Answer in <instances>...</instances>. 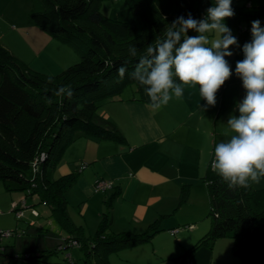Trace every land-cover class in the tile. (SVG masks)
I'll return each mask as SVG.
<instances>
[{
    "label": "trees",
    "instance_id": "1",
    "mask_svg": "<svg viewBox=\"0 0 264 264\" xmlns=\"http://www.w3.org/2000/svg\"><path fill=\"white\" fill-rule=\"evenodd\" d=\"M32 3L30 17L34 24L74 49L80 61L58 75H48L29 67L0 42V185L3 183L7 191L37 195L40 202L50 207L51 216L67 234L66 246L60 244L54 251H26L16 257L24 258L26 264L41 263L58 250L77 246L84 251L86 264H112L111 255L151 243L162 230L167 215H161L141 232H113L111 208L121 194V189H115L105 200L106 211L95 234L88 236L85 228L72 219L67 198L80 172L75 170L58 178L55 172L78 135L126 143L121 130L100 117L98 111L101 101L122 94L131 85L136 86L140 101L151 103L143 86L129 79L128 73L123 79L118 77L117 69L126 60L131 71L139 59V55L128 56V46L135 45L138 53H143L149 44L164 38L166 29L177 17L187 18L191 13L196 19L203 18L213 0H134L128 20L103 13L102 0H32ZM232 7L235 15L225 23L239 27L234 36L240 47L233 46L230 50L234 55L226 57L233 75L218 93L242 82L235 75L236 62L244 58L243 45L252 39V21L264 22V5L232 4ZM68 85L73 92L71 97L66 93L55 94ZM103 179L106 178L97 179L95 185ZM204 181L211 226L181 258L192 256L201 246L213 248L219 238L231 236L232 252L243 264H264V187L229 189L212 169ZM190 189L189 184L183 185L180 204L188 201ZM3 238L6 237L0 239ZM63 261L76 264L70 255Z\"/></svg>",
    "mask_w": 264,
    "mask_h": 264
},
{
    "label": "crops",
    "instance_id": "2",
    "mask_svg": "<svg viewBox=\"0 0 264 264\" xmlns=\"http://www.w3.org/2000/svg\"><path fill=\"white\" fill-rule=\"evenodd\" d=\"M133 2L102 0L101 10L112 18L128 20ZM32 4V0H0V42L32 69L58 75L68 65L70 51L65 43L34 24L30 17ZM233 86L229 85L222 93H217L215 107L207 106L200 95L199 85L183 86L182 99L173 98L167 106L158 110L140 101L134 87L99 103L100 117L113 122L125 136L126 143L81 134L65 152L55 175L58 171L61 175L75 170L80 172L76 185H79V206L84 221L94 218L100 223L104 200L115 189H121V194L111 208V231L141 232L161 215H167L162 222V230L151 243L131 248L151 244L152 255L143 258L141 253L135 251L127 258H121L122 262L151 264L159 258L170 259L177 253L178 245L182 251L178 257L180 264H236L219 251L221 239L214 248L202 246L192 256L185 258H181L184 252L194 245H190L193 235L183 234L174 243L160 240L166 230L182 227L183 223L188 222L192 227L184 228L195 230L201 221L198 217L181 219L180 210L185 204L192 206L197 198L204 199L207 193L204 177L212 169L213 149L217 143L224 141L222 136H226V130H220V126L227 123L224 115L229 108H236L239 100L233 104L235 98H243L242 93L231 90ZM100 178L114 181V189L102 192L107 194L106 198L98 196L101 192H95V181ZM186 184L191 186L189 198L180 204L182 187ZM22 196L26 206L29 198L39 199L37 195L28 196L27 193ZM92 203L94 209H91ZM33 212L40 216L37 209L34 208ZM181 230L175 235L171 234L172 237L186 231ZM204 231L205 227L196 231L194 238ZM68 255L72 256L71 253ZM113 255L110 259L115 264Z\"/></svg>",
    "mask_w": 264,
    "mask_h": 264
},
{
    "label": "clouds",
    "instance_id": "3",
    "mask_svg": "<svg viewBox=\"0 0 264 264\" xmlns=\"http://www.w3.org/2000/svg\"><path fill=\"white\" fill-rule=\"evenodd\" d=\"M233 0H213L201 19L191 13L177 17L164 33V38L149 44L143 53L129 45V57L139 59L129 71L126 60L118 69V77L137 81L150 99V106L158 110L175 98L184 96L183 86L199 85L207 106L215 107L217 93L232 77L233 71L226 57L234 55L230 49L240 47L232 30L225 23L235 11ZM198 35L191 36L189 31ZM252 39L243 45L244 58L236 62L235 75L245 89L244 98L236 105L239 115L227 120L229 139L214 146L212 170L229 189H249L264 177V27L260 20L252 21ZM52 78H48L51 83ZM183 85V86H182ZM71 97V86L60 87L58 96Z\"/></svg>",
    "mask_w": 264,
    "mask_h": 264
},
{
    "label": "rangeland",
    "instance_id": "4",
    "mask_svg": "<svg viewBox=\"0 0 264 264\" xmlns=\"http://www.w3.org/2000/svg\"><path fill=\"white\" fill-rule=\"evenodd\" d=\"M232 4H235L237 6H243V5H253V6H259L264 5V0H233ZM261 26L264 27V22L261 23ZM228 27L232 30L233 35H237L239 32V27L234 25H228ZM198 35L195 31H193V34L191 36ZM66 49L68 52L70 51V58H68V65H66L65 69L69 67L70 65H73L80 61V56L72 49L70 46L66 45ZM71 54L73 55L71 58ZM69 55V54H68ZM67 56V55H66ZM234 86L231 88V90L235 89V91L240 92L243 94V98L245 96V89L243 88L242 82L233 83ZM231 84V85H233ZM237 84V85H235ZM136 87L135 85H131L128 88H126V92L130 91L132 88ZM230 90V91H231ZM243 98H235L232 103H236L237 100L241 101ZM237 101V103L239 102ZM225 113V111H224ZM223 113V114H224ZM239 115L238 111H236V108L231 107L226 111V114L224 115L227 121L230 117V115ZM224 126V127H223ZM220 126V130H226L228 131L227 123ZM222 139L225 141L229 139V136H222ZM84 167V164H83ZM76 168V167H75ZM62 176L61 172L58 171L55 175L56 178ZM253 187L259 189L264 187V179L261 178L260 182L258 184H254ZM22 195H25L24 192L20 191H7L6 188L3 186V183L0 185V230H12L14 234L11 237H6L3 239H0V264H26V260L23 258L16 257L17 254H20L22 252H33L36 253L37 251L41 250H56L60 244L66 246L67 242L65 240L66 233L62 230V228L59 226V224L55 221V219L51 216V209L48 205L39 202V199L34 198L28 199V205L24 203V198ZM105 193H99L98 196H101L102 198H106ZM207 195V196H206ZM206 195L204 194V199L197 198L195 202L192 204V206H187L188 204H185L183 208L180 210L181 219H192L194 217L200 218V222L197 224V228L195 230H189L188 228H183L181 231H186L183 233L178 234L176 237L171 235L170 229L166 230L165 233H162L160 236V240H163L164 242H172L174 243L177 241V238L181 237L183 234L185 235H193L191 244H195L208 230L211 226V215H210V202H209V195L208 190ZM25 197V196H24ZM80 191H79V185L74 186L69 193H67V198L69 202V212L72 219L77 222V225H82L85 228V232L88 236L94 235L99 222H96L94 218L88 219V221H84L82 218V215L80 213ZM106 200V199H105ZM103 205V212L106 211V205ZM34 201H36L34 203ZM18 203L17 209L14 208V204ZM185 207V208H184ZM37 209L40 214V216L34 215L33 209ZM91 209H94L93 203L91 204ZM34 219V221H32ZM193 221V220H192ZM189 224V222H188ZM187 223H183L181 225L182 227H185ZM205 227V231L202 235L199 237H195V232ZM207 228V229H206ZM189 231V232H187ZM1 238V237H0ZM197 238V239H196ZM221 239V240H220ZM218 240L222 241L219 242V251H221L224 255H228V260H232L236 264H243V262L236 257L232 252V245L234 242V238L231 236L222 237ZM217 240V241H218ZM217 241L215 242L214 246L217 244ZM5 246V247H4ZM213 246V248H214ZM4 247V248H3ZM202 247V246H201ZM190 248V247H188ZM187 248V249H188ZM140 249V250H137ZM199 249V248H198ZM197 249V250H198ZM5 250H7L5 252ZM196 250V251H197ZM138 251V253H141L143 258L151 256L153 252V246L146 245L142 248H136V249H128L123 252H119L117 254H114L112 256V259H115L116 261L122 262L121 258H127L131 253ZM173 251V249H172ZM177 253L174 257H171L170 259H160L155 260V262H152L151 264H180L181 259L178 257L182 254L180 252L181 248L177 245ZM72 254L71 258L74 259L76 264H86L85 263V255L84 251L77 246H70L66 248L65 250H58L57 253L52 254L49 258H44V262L53 263L56 261H63L64 259L68 258V254ZM185 253V252H184ZM195 253V252H194ZM190 259V258H189ZM115 264H119V262H116ZM148 261V260H147ZM149 262V261H148ZM33 263V262H32ZM122 264H127L122 262ZM132 264V263H128ZM230 264V263H226Z\"/></svg>",
    "mask_w": 264,
    "mask_h": 264
},
{
    "label": "built area",
    "instance_id": "5",
    "mask_svg": "<svg viewBox=\"0 0 264 264\" xmlns=\"http://www.w3.org/2000/svg\"><path fill=\"white\" fill-rule=\"evenodd\" d=\"M114 186V181L112 179H103V180H99L97 181L96 185H95V190L96 191H100V192H105L111 188H113ZM17 204H14V208L17 209ZM192 227V225L190 226ZM181 230V227H177V228H173L170 230L171 234L175 235L176 233H178ZM13 231L12 230H0V235L1 237H9L11 235H13ZM73 244H77L76 240L72 241Z\"/></svg>",
    "mask_w": 264,
    "mask_h": 264
}]
</instances>
